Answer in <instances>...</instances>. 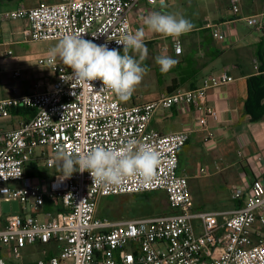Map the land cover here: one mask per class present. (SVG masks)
<instances>
[{
    "label": "built area",
    "instance_id": "1",
    "mask_svg": "<svg viewBox=\"0 0 264 264\" xmlns=\"http://www.w3.org/2000/svg\"><path fill=\"white\" fill-rule=\"evenodd\" d=\"M139 1L40 2L31 8L2 11L0 22H26L22 43L59 41L65 35L83 33L86 40L119 50L123 46L116 40L134 33L129 15ZM237 1H230L234 13ZM145 2L165 5V0ZM242 19L248 27L264 30V12ZM211 29L213 38H224L219 27ZM48 60V55L39 58L37 66L48 69L50 76L37 80L28 92L11 88L10 95L0 98V120L11 119L16 110L27 111L16 127L0 129V208L2 202L17 201L39 211L49 199L61 211L42 220L32 213L7 215L0 227V246L12 247L15 258L26 246L55 247L35 264H264V237L258 234L253 242L251 234L256 222L264 227V180H254L248 188L234 187L231 199L239 202L234 209L194 210L188 177L178 173L179 150L191 130L160 133L149 126L158 110L188 109L197 113L203 142L213 140L207 118L216 119L218 113L206 103V85L166 92L148 102H122L110 90H100V80L92 81L93 87L76 83L70 68L59 61L50 65ZM20 76V69L10 71L11 79ZM233 80L223 72L214 84ZM129 139L159 155L150 183L130 176L119 185L103 187L93 184L87 171L74 172L70 178L54 172L39 183L28 174L31 164L55 167L59 146L86 151L99 144L119 149ZM156 191L166 194L170 214L121 221L96 215L102 198Z\"/></svg>",
    "mask_w": 264,
    "mask_h": 264
},
{
    "label": "crops",
    "instance_id": "2",
    "mask_svg": "<svg viewBox=\"0 0 264 264\" xmlns=\"http://www.w3.org/2000/svg\"><path fill=\"white\" fill-rule=\"evenodd\" d=\"M57 1L0 0V12L16 8H31L40 2L54 3ZM172 1L165 0V5L162 6L159 4L148 5L145 0H140L129 15V22L134 33L145 27L143 17L153 11L167 12L165 6ZM230 1L180 0L182 6L180 12L184 18L196 17V19L192 22L195 25L194 29L179 38L182 47V52L179 55L175 51L172 38L147 32L145 28L144 42L148 48V56L144 62L147 61L149 70H152L144 76L140 84H147L152 95L147 100L138 101V94L134 92L129 100L132 103L148 102L166 93L168 89H173V91L188 90L202 85L207 86L206 103L218 113L216 119L207 118L208 127L214 134L213 140H209L207 143L203 142L204 132L196 126L197 113L188 109L162 110L155 114L149 125L151 129L160 133L191 130L187 143L179 150L178 173L188 177V182L192 178L213 177L215 182L211 187L202 180L204 189L225 190L226 200L216 196L214 192V199L211 202H206L204 197L195 193L194 200L192 196V201L193 208L197 211L234 209L239 203L231 199V190L234 187L248 188L254 180H264V118L252 122L250 116L245 113L248 81L251 77L259 74L258 68L261 66V60H264V30L258 31L250 28L242 19L264 12V0H238L236 13L232 11ZM7 24L8 27H6ZM26 26V22L20 20L0 22V60L5 59L3 54L10 50V47L22 43V40L18 39L17 33L18 31L21 33ZM212 26L221 29L224 34L222 40L212 37ZM158 49L162 52L161 54H156L155 50ZM119 51L122 53L123 49H119ZM165 54L179 61L166 74L161 73L160 67L155 61L157 56ZM16 59L15 62L17 61L18 66L4 70L8 80V86H3L2 89L4 94L8 92L10 95L11 88H15L17 92L21 93L28 92L30 86L35 83L31 81L32 67L29 66L30 64L27 65V56L20 55ZM13 69H20L21 76L23 75L17 82L10 77V71ZM223 72L234 80L216 86L214 83ZM46 76H50V73ZM11 81H14L12 85L9 84ZM23 119L25 117L21 114H13L8 121V128L16 127L18 122ZM36 169L41 172L39 175L37 173L31 175L34 182L42 183L44 178L53 174L45 172L40 167ZM201 169H204L205 173H202ZM28 213L37 216L38 219L41 217L42 220L51 212L47 211L45 206L39 211H34L22 205L20 210L14 214ZM6 216L0 208V227L4 225ZM251 234L252 240L255 242L258 234L264 237V227L256 222ZM31 246L41 250L42 255L34 261L20 264H35L37 260L52 254L46 249L49 245ZM3 252L14 255V249L9 246H0V255ZM19 258L20 254L15 259ZM0 260L3 264H7L1 256Z\"/></svg>",
    "mask_w": 264,
    "mask_h": 264
},
{
    "label": "clouds",
    "instance_id": "3",
    "mask_svg": "<svg viewBox=\"0 0 264 264\" xmlns=\"http://www.w3.org/2000/svg\"><path fill=\"white\" fill-rule=\"evenodd\" d=\"M145 27L127 33L116 40L123 46L122 53L107 44L98 45L83 38V33L63 36L48 52V63L57 61L72 70V80L93 87L92 81L100 80V90H110L122 102H127L149 69L144 64L148 48L144 42L147 32L170 37L174 41L176 53L182 52L179 38L190 33L195 25L178 14L153 11L143 17ZM161 73H168L179 61L168 55L155 58ZM54 161L64 178H70L74 172H89L93 184L103 187L119 185L124 178L139 176L150 183L159 164V155L149 146L135 139H129L122 147L95 145L82 151L66 150L59 146Z\"/></svg>",
    "mask_w": 264,
    "mask_h": 264
},
{
    "label": "rangeland",
    "instance_id": "4",
    "mask_svg": "<svg viewBox=\"0 0 264 264\" xmlns=\"http://www.w3.org/2000/svg\"><path fill=\"white\" fill-rule=\"evenodd\" d=\"M181 7L182 6H181L180 0H173L172 2H169L168 5L165 6V9L168 13H173V14H178L180 16H183V14L180 12ZM195 19L196 17H191V19H188V20H191V22H194ZM6 27H8V24L6 25ZM17 34H18L17 36L18 39L22 40V34L20 33V31H18ZM57 42L58 41L21 43L18 46L10 47L12 54L7 55L6 53H4L3 55L5 56V59L0 60V71L2 72L0 76V98L8 95V92H5L4 94L2 91L3 86H8V80L6 78L7 76L4 73V70L18 66L16 64L17 61L15 62L16 58H19L20 55L27 56V61H28L27 65L30 64L29 66L32 67L31 71H32L33 76L31 78V81L36 82L37 80H41L45 78L46 75L49 73L48 69L40 68L37 66L38 58L45 57L46 55H48L50 48L55 46ZM155 52L156 54L162 53L159 49L155 50ZM144 64L147 66L148 65L147 61L144 62ZM150 70L148 71V73L150 72ZM148 73L146 75H148ZM22 77L23 75L20 77V79ZM17 80L19 79H16L15 81L17 82ZM12 83H14V81L13 82L11 81V83L9 84L12 85ZM156 87L159 88V86H156ZM30 89H33V86H30ZM39 89L42 90L43 87ZM135 93L138 94V97H137L138 101L147 100L152 95L149 92L147 84H144V85L139 84L135 90ZM160 111L162 110H158L157 113ZM8 121L9 119L0 120V128H8L9 126ZM38 165L42 170H44L47 173H54V172L59 171L57 166L53 168H47L45 164L42 162H39ZM202 180L210 187L215 182V179L213 177H206V178H201V179L192 178L191 180H189L193 200H194L195 193H196V194H199L202 198L204 197L206 202L207 201L211 202L212 199H214V192L216 193L215 194L216 196L224 198L226 200L224 189H218V190L204 189ZM14 185H15L14 183L8 184V186H14ZM112 199H113V196L110 198V200L103 199V201H111ZM135 199H139L141 200V202H143L144 200L141 198V194L122 195V196H118L117 199H114L111 202H105L104 206H102L103 201L101 199L97 207L96 215L101 214L104 218L108 220L121 221V220H130V219L157 217V216L168 213L170 210L168 206L166 194L163 191H156L154 195L151 196V198H148V203H146V205H144L142 208L136 207ZM100 206H102V208ZM21 207L22 205H20L17 201L2 202L1 212L4 215H9L11 213H17ZM100 208H101V212H100ZM46 249L48 252L52 253L53 250H55V247L53 245H49L47 246ZM18 252L20 254L19 259H15L14 255H11V253L8 254L6 252H3L0 256L5 260L7 264H20L24 262L34 261L42 255L41 250H39L38 248L34 246H28L24 249H20Z\"/></svg>",
    "mask_w": 264,
    "mask_h": 264
},
{
    "label": "trees",
    "instance_id": "5",
    "mask_svg": "<svg viewBox=\"0 0 264 264\" xmlns=\"http://www.w3.org/2000/svg\"><path fill=\"white\" fill-rule=\"evenodd\" d=\"M260 59V57H259ZM259 74L256 76H253L248 81V98L245 103V113L250 116V120L252 122H256L264 118V60H261V66L258 68ZM173 89H168L167 92H172ZM13 114H21V116H27V111L24 110H16L13 111ZM31 169L28 171L29 175L34 174H40L41 171L36 169V165L31 164ZM155 192L151 193H142L141 198L144 199L143 202L139 199H135L136 207L142 208L146 203H148V198H151L152 195H154ZM111 197H106L103 199L110 200ZM118 196H113V199H117ZM102 199V201H103ZM111 200V201H112ZM111 201H103L102 206H104L105 202H111ZM51 205H50V204ZM46 210L53 213L57 211H61V208L58 204H56L54 201L46 199L44 202V205ZM102 206H100L102 208ZM169 206V205H168ZM239 206V203L237 204V207ZM109 207V206H108ZM100 208V212H101ZM169 212L166 214H170L172 212L171 208L169 207ZM165 215V214H164ZM98 218H104L101 214L97 215Z\"/></svg>",
    "mask_w": 264,
    "mask_h": 264
}]
</instances>
